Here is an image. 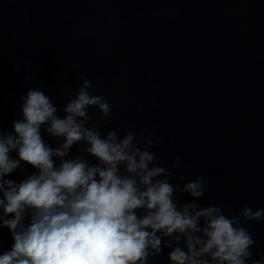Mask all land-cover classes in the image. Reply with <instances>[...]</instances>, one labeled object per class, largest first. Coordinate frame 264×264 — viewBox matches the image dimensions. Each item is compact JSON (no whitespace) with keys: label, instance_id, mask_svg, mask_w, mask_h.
I'll return each instance as SVG.
<instances>
[{"label":"water","instance_id":"95a60500","mask_svg":"<svg viewBox=\"0 0 264 264\" xmlns=\"http://www.w3.org/2000/svg\"><path fill=\"white\" fill-rule=\"evenodd\" d=\"M83 78L113 105L103 120L90 108V124L102 122L103 134H150L148 150L174 173L173 184L207 178L201 207L229 217L264 208V0H0L5 131L21 118L19 97L29 88H43L63 116ZM41 131L52 147L61 142ZM241 219L255 240L252 260L264 258V219ZM11 243L0 228L3 249ZM170 250L148 264H170Z\"/></svg>","mask_w":264,"mask_h":264},{"label":"clouds","instance_id":"9594fccd","mask_svg":"<svg viewBox=\"0 0 264 264\" xmlns=\"http://www.w3.org/2000/svg\"><path fill=\"white\" fill-rule=\"evenodd\" d=\"M91 87L83 78L63 116L43 88H29L19 97L21 118L7 131L0 123V228L12 239L7 250L0 244V264H148L164 248L170 264H264L252 260L255 240L241 219L260 221L264 208L229 217L201 207L207 178L173 184L174 173L148 150L150 134H103L102 122L90 124V108L102 120L113 108ZM18 170L22 179L9 178ZM177 192L192 202L178 205Z\"/></svg>","mask_w":264,"mask_h":264}]
</instances>
